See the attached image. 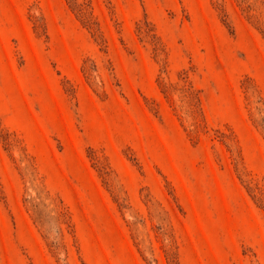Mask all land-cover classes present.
Masks as SVG:
<instances>
[{"label":"rangeland","instance_id":"1","mask_svg":"<svg viewBox=\"0 0 264 264\" xmlns=\"http://www.w3.org/2000/svg\"><path fill=\"white\" fill-rule=\"evenodd\" d=\"M0 264H264V0H0Z\"/></svg>","mask_w":264,"mask_h":264}]
</instances>
